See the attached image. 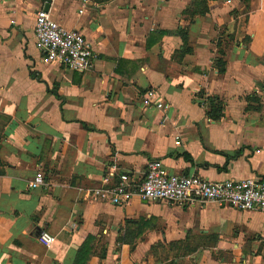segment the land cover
<instances>
[{
	"label": "crops",
	"instance_id": "obj_1",
	"mask_svg": "<svg viewBox=\"0 0 264 264\" xmlns=\"http://www.w3.org/2000/svg\"><path fill=\"white\" fill-rule=\"evenodd\" d=\"M46 4L0 0V264H264L261 212L89 192L152 160L264 178V0H50L96 54L83 72L38 50Z\"/></svg>",
	"mask_w": 264,
	"mask_h": 264
},
{
	"label": "built area",
	"instance_id": "obj_2",
	"mask_svg": "<svg viewBox=\"0 0 264 264\" xmlns=\"http://www.w3.org/2000/svg\"><path fill=\"white\" fill-rule=\"evenodd\" d=\"M34 30L36 46L47 62L77 72L94 67L96 54L83 32L62 26L45 9L37 11ZM154 96V90L147 91L148 100L153 101ZM157 106L162 107V103H157ZM114 174L115 171L109 173ZM117 176L116 185L90 189V195L94 198L110 199L114 204H121L131 196L138 195L150 201H166L179 205L216 203L239 211H258L264 214V178L214 182L196 175L170 174L161 160L148 162L141 181L126 172H120ZM105 180L109 178L106 177ZM44 184V174L37 172L28 183V188L34 189ZM37 238L46 247H50L55 240L48 231H41Z\"/></svg>",
	"mask_w": 264,
	"mask_h": 264
},
{
	"label": "trees",
	"instance_id": "obj_3",
	"mask_svg": "<svg viewBox=\"0 0 264 264\" xmlns=\"http://www.w3.org/2000/svg\"><path fill=\"white\" fill-rule=\"evenodd\" d=\"M206 0H198V10H193L190 13H204L206 11V5H205ZM213 104V102H211Z\"/></svg>",
	"mask_w": 264,
	"mask_h": 264
},
{
	"label": "water",
	"instance_id": "obj_4",
	"mask_svg": "<svg viewBox=\"0 0 264 264\" xmlns=\"http://www.w3.org/2000/svg\"><path fill=\"white\" fill-rule=\"evenodd\" d=\"M45 1H47V4H46V6H45V10H47V11H48V9H49V6H50V4H49L50 0H45Z\"/></svg>",
	"mask_w": 264,
	"mask_h": 264
}]
</instances>
